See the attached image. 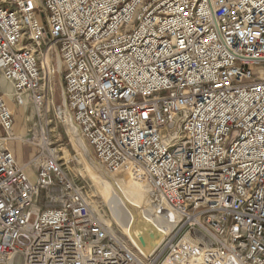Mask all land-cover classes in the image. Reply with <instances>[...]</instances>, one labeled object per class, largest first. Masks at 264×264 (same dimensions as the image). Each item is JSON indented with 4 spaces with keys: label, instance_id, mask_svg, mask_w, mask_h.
I'll return each mask as SVG.
<instances>
[{
    "label": "built area",
    "instance_id": "2783aa9c",
    "mask_svg": "<svg viewBox=\"0 0 264 264\" xmlns=\"http://www.w3.org/2000/svg\"><path fill=\"white\" fill-rule=\"evenodd\" d=\"M1 76L38 141L0 86V264H264V0H0ZM59 125L145 187L150 257L93 209Z\"/></svg>",
    "mask_w": 264,
    "mask_h": 264
},
{
    "label": "rangeland",
    "instance_id": "374dc122",
    "mask_svg": "<svg viewBox=\"0 0 264 264\" xmlns=\"http://www.w3.org/2000/svg\"><path fill=\"white\" fill-rule=\"evenodd\" d=\"M1 77L4 78L3 76ZM61 81V73L59 72V75L57 74L53 77L52 82V87H54L53 100L55 101V104H59L60 102H62L63 84H61ZM4 98L9 107L13 110L16 117L14 129L15 127L17 129L19 125H22V127L26 126V129L28 131L27 134L16 136L20 138L24 137L30 142L36 141L37 137H33L28 127L32 124V122L30 123L28 120V116L30 114L29 110L27 111V109L25 110V108H22L20 109V112H18V107L16 106L15 102H13L12 97L9 98L7 93L5 92ZM56 130L57 132H55V134L68 145V149L66 150L65 154L66 156H68V158L72 159L70 163L71 172L74 174L76 181L80 186L82 185L86 187L91 200L96 202L99 209L101 210L100 213L108 218V223L111 222L110 225L112 227L123 232L124 234H129L128 224L130 222L131 215H134V225H140L142 232L145 231L144 226H146L145 224L147 223H145L144 217L139 218L141 214H139L137 209L133 208L130 205H140L144 210V215H148L149 210L144 209L142 206L144 203L142 200L143 197L141 195L136 198L129 197L127 194L126 186L116 181V186L120 188V191H118L116 187H114L111 183V180L108 179L102 172L92 171L93 174L90 176V173H87V171L84 169L85 161L82 156V153L85 154L82 148L85 147L87 153H89L90 157L93 158L86 144H84L83 140L81 141V139L80 141L81 144L83 143V147L78 144L76 137L73 134L69 135L67 133V130L63 129L61 125H59ZM13 146L17 154V159L20 161V163L29 161V159L34 157V155L36 154V148L27 142H23L22 140L13 142ZM93 160L96 162L95 158H93ZM32 220L34 221L35 218L33 217ZM131 230V232L133 233L136 231L133 228Z\"/></svg>",
    "mask_w": 264,
    "mask_h": 264
},
{
    "label": "bare ground",
    "instance_id": "6f19581e",
    "mask_svg": "<svg viewBox=\"0 0 264 264\" xmlns=\"http://www.w3.org/2000/svg\"><path fill=\"white\" fill-rule=\"evenodd\" d=\"M59 72H60V68H59ZM61 73V72H60ZM0 86L2 88V90L6 91L7 95L9 98L12 97L13 95V92H14V88H13V85L10 81H8L6 78H0ZM64 87V86H63ZM12 103V102H11ZM24 107L20 106L18 107V112H20V109H22ZM22 111V110H21ZM15 126V125H14ZM30 131V130H29ZM76 134V139L78 141V144H80L82 147H83V143L81 144V141H82V138L81 136L79 135V132L76 130L75 131ZM28 131L26 129V126L22 127V125H19L16 129L13 128V134L14 136L16 135H21V134H27ZM18 137V136H16ZM19 139H25L24 137H18ZM81 139V141H80ZM36 140V139H34ZM38 141V138L37 140ZM34 141V142H36ZM84 153H82V156L84 158V161H85V170L87 171V173H90V176L93 174L92 171H97V172H102L108 179L111 180V183L113 184L114 187H116V189L118 191H120V188L118 186H116V181L122 185H125L126 186V189H127V194L129 197L131 198H136V197H139V195H141L142 197H144V193H145V187L142 186L140 183H137L135 182L132 177L130 176V174L128 172H122V171H116V172H106L105 170H103L94 160L93 158L90 157L89 153H87V150L85 149V147L82 148ZM96 160V159H95ZM83 161V160H82ZM92 207L95 211H97V213L99 214V216L102 217V219L107 223V224H110L108 223V218H106L105 216H103L101 213H100V209L97 205L96 202L92 201ZM148 218H150L149 215L145 214ZM143 217L142 215L139 216V218ZM151 219V218H150ZM152 220V219H151ZM145 224L146 226L145 229L148 230V228L150 227L148 222L144 219ZM153 221V220H152ZM155 222L156 224H158L156 221H153ZM134 230H138V231H142L141 229V226L140 225H134L133 227Z\"/></svg>",
    "mask_w": 264,
    "mask_h": 264
},
{
    "label": "water",
    "instance_id": "95a60500",
    "mask_svg": "<svg viewBox=\"0 0 264 264\" xmlns=\"http://www.w3.org/2000/svg\"><path fill=\"white\" fill-rule=\"evenodd\" d=\"M133 208L137 209L139 214H141L144 219L148 222L149 228L145 231L136 230L134 233L131 232L134 227L135 217L131 215L130 222L128 224L129 236L132 239L133 243L139 248V250L146 256L150 257L155 251L163 244L167 234L165 230L161 229L155 222L150 218L144 215V210L141 206H136L130 204Z\"/></svg>",
    "mask_w": 264,
    "mask_h": 264
}]
</instances>
